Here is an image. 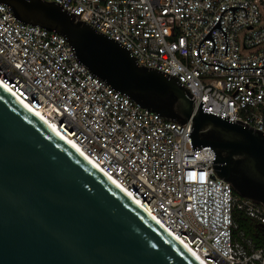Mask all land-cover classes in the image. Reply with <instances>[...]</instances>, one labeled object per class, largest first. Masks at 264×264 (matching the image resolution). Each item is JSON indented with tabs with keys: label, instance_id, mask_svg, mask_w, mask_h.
Wrapping results in <instances>:
<instances>
[{
	"label": "built area",
	"instance_id": "built-area-1",
	"mask_svg": "<svg viewBox=\"0 0 264 264\" xmlns=\"http://www.w3.org/2000/svg\"><path fill=\"white\" fill-rule=\"evenodd\" d=\"M45 1L120 41L139 64L178 77L196 97L195 111L203 101L264 131V68L201 60L262 67L264 0ZM220 16L226 39L213 29ZM211 30L213 53L214 42H202ZM0 81L206 264H264V248L242 231L235 236L233 215L238 208L264 226V206L234 195L212 168L211 148L192 149L191 122L167 120L115 92L76 60L62 35L19 21L1 3Z\"/></svg>",
	"mask_w": 264,
	"mask_h": 264
},
{
	"label": "water",
	"instance_id": "water-1",
	"mask_svg": "<svg viewBox=\"0 0 264 264\" xmlns=\"http://www.w3.org/2000/svg\"><path fill=\"white\" fill-rule=\"evenodd\" d=\"M0 3L9 6L19 21L62 35L76 60L115 92L167 120L180 125L191 122L188 137L192 149L211 148L217 176L230 183L240 198L264 206V131L204 109L203 101L195 111L196 97L178 77L139 64L124 44L57 2ZM237 8L246 11L244 7L226 10ZM221 16L213 29L220 28L226 39ZM212 30L202 42L212 40L213 53ZM227 47L226 40L225 55ZM201 60L224 69L264 68V61L262 67H223ZM0 264L202 263L0 87Z\"/></svg>",
	"mask_w": 264,
	"mask_h": 264
},
{
	"label": "bare ground",
	"instance_id": "bare-ground-1",
	"mask_svg": "<svg viewBox=\"0 0 264 264\" xmlns=\"http://www.w3.org/2000/svg\"><path fill=\"white\" fill-rule=\"evenodd\" d=\"M1 82V81H0ZM5 89V88H4ZM8 92H10L13 96H15L18 100L19 98L9 89H6ZM21 102V100H19ZM27 109H29L30 111H32L36 116H38L44 123H46L49 127H51L60 137H62L67 143H69L77 152H79L81 155H83L90 163H92L99 171H101L104 175H106V177H108L115 185H117L120 189H122L133 201H135V203H137L138 205L139 202L136 201L135 199H133V197L131 196V194L127 191V189H125L121 184H119V182H117V180H115L112 176L108 175L99 165H97L95 162H93L85 153H83V151L81 150V147L73 140L67 138L60 130V128L57 126V124L55 122H53L52 120H50L49 118H47L44 114L32 109L30 106H28L27 104H25L24 102H21ZM157 222L158 220L153 217ZM159 223V222H158ZM179 242H181L187 249L188 251H190V253H192L196 259H198L202 264H206L205 261L198 256L197 254H195L191 249H189L181 240H179L174 234H172Z\"/></svg>",
	"mask_w": 264,
	"mask_h": 264
},
{
	"label": "trees",
	"instance_id": "trees-1",
	"mask_svg": "<svg viewBox=\"0 0 264 264\" xmlns=\"http://www.w3.org/2000/svg\"><path fill=\"white\" fill-rule=\"evenodd\" d=\"M234 195L239 198L235 191ZM233 215L236 224L235 236H238L239 232L242 231L254 240L256 247L264 248V226L248 217L244 211L238 208H235Z\"/></svg>",
	"mask_w": 264,
	"mask_h": 264
},
{
	"label": "snow or ice",
	"instance_id": "snow-or-ice-1",
	"mask_svg": "<svg viewBox=\"0 0 264 264\" xmlns=\"http://www.w3.org/2000/svg\"><path fill=\"white\" fill-rule=\"evenodd\" d=\"M17 67H20V65H17ZM0 87H3L5 89H7L8 88V85L5 84V83H3V82H0Z\"/></svg>",
	"mask_w": 264,
	"mask_h": 264
}]
</instances>
